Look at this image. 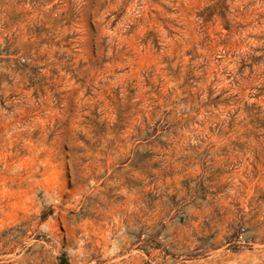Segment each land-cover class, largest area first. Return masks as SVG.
Masks as SVG:
<instances>
[{
    "label": "rangeland",
    "instance_id": "rangeland-1",
    "mask_svg": "<svg viewBox=\"0 0 264 264\" xmlns=\"http://www.w3.org/2000/svg\"><path fill=\"white\" fill-rule=\"evenodd\" d=\"M0 264H264V0H0Z\"/></svg>",
    "mask_w": 264,
    "mask_h": 264
}]
</instances>
